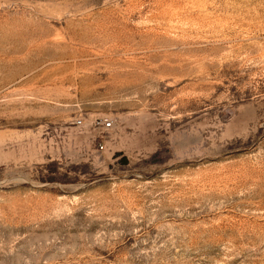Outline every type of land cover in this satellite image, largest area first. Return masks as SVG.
<instances>
[{"label": "rangeland", "instance_id": "rangeland-1", "mask_svg": "<svg viewBox=\"0 0 264 264\" xmlns=\"http://www.w3.org/2000/svg\"><path fill=\"white\" fill-rule=\"evenodd\" d=\"M0 264H264V0H0Z\"/></svg>", "mask_w": 264, "mask_h": 264}, {"label": "built area", "instance_id": "built-area-1", "mask_svg": "<svg viewBox=\"0 0 264 264\" xmlns=\"http://www.w3.org/2000/svg\"><path fill=\"white\" fill-rule=\"evenodd\" d=\"M72 124L78 128L84 126L82 120L79 118L74 119ZM89 125H93L94 128L99 129L100 133L105 134L113 127V119L110 117H99L90 121Z\"/></svg>", "mask_w": 264, "mask_h": 264}]
</instances>
